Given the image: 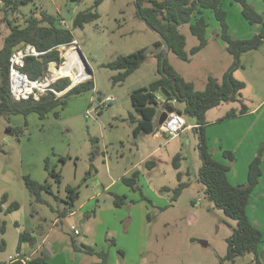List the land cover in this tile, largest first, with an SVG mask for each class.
<instances>
[{"label":"rangeland","instance_id":"374dc122","mask_svg":"<svg viewBox=\"0 0 264 264\" xmlns=\"http://www.w3.org/2000/svg\"><path fill=\"white\" fill-rule=\"evenodd\" d=\"M94 1L30 0L19 5L22 12L30 14L34 11L38 17L41 10L55 16L66 6L71 15L70 19H66V27L70 29L85 64L92 72L82 81L92 77L94 91L87 90L71 96L64 107L53 110L58 111L57 117L53 111L43 119L34 112L27 115H0V197L3 193L8 196L7 201L0 204V244L3 242L6 245L0 246V261L6 262L8 256L17 251L18 235L27 231L37 242L46 238L42 247L46 254L44 264H98L97 256L73 251L71 240L76 243L84 241L94 246L92 238L97 230H103L107 242L97 241L96 237V243L98 249L107 251L109 264H253L252 253L238 255L232 263L222 258L226 253V238L235 221L214 206L199 181L198 129L189 127L170 139L163 133L157 137L153 134L134 136L132 133L135 123L132 124L128 117L129 114L138 115L131 104L130 93L136 88L147 86L159 76L157 60L153 55V51L159 50L158 47L153 48L160 39L159 35L135 16L134 0H102L97 7H92ZM223 1L228 11V33L233 38H249L259 30L258 25H251L244 19L238 3ZM248 2L264 15V0ZM87 9L96 11L97 18L81 27L73 26V16ZM205 15L209 23L205 46L190 53L191 47L198 40L190 33L189 24L182 23L179 31L186 39L188 60L180 59L172 51L166 53V59L173 68L186 80L192 81L198 90L204 88L209 75L221 80L233 61V56L226 50V44L219 36L218 21L210 11H206ZM8 17L15 18V23L19 25L25 24L26 15L18 11L10 12ZM8 32L6 23L0 24V46ZM140 48H146L147 55L139 67L123 81L113 83L112 76L118 71L104 64L120 54ZM238 62L240 66L233 75L245 83L240 91V100L246 106L253 107L264 99V43L257 49L241 53ZM158 92L163 96L161 91ZM92 94L93 101L90 100ZM99 94L112 95L115 100L102 109L96 120L86 118V107L97 106L96 98ZM172 105L175 111L182 113L187 123H196L194 117L183 113L184 102L175 101ZM261 105L264 114V100ZM231 107L238 108V104L221 103L208 109L204 117L205 121H210L204 124H208L204 131L208 150L212 154H220L218 158L229 166L234 160L229 163L222 156L221 149L231 151V145L238 143L239 154H246L249 135L252 134L243 127L245 119H221ZM8 125L20 126L22 130L8 131ZM240 136L245 138L241 139ZM92 138H97L99 142ZM149 153L153 154L150 159L155 166L141 165L143 175L138 178L137 185L151 203L141 199L139 189L129 191L126 184L118 181L109 191L99 196L95 218L91 208L87 216L79 211L74 216L57 221V211L67 207L63 200L66 184L79 185L75 208L108 183L106 164L110 165V175L116 177L131 162ZM176 154H179L178 168L172 164ZM46 156H49L50 164L60 170L62 181L59 186L48 178L43 168ZM60 156H64L65 160L60 161ZM262 167L264 170L263 159ZM88 169L90 173L83 179ZM177 172L181 173V182L185 183V188L176 200L171 201L172 189L178 184ZM25 174L39 182L47 178L52 182V194L43 193L48 204L33 201L23 183L22 176ZM163 187L167 189L163 190ZM122 191H127V200L133 203L129 201L114 211L111 207L112 193L119 194ZM11 201H17L19 207L6 211ZM247 208L248 217L254 218L253 212L257 208L250 204ZM257 211L264 221V208ZM126 215L131 216L129 221ZM14 221H18V225ZM3 224L4 230L1 229ZM263 225L259 224L264 235ZM74 228L80 230L81 234L76 235ZM111 239H114V245L109 244ZM52 243L56 251L54 256L47 251L48 245ZM21 245L18 250L20 252L30 248L28 242ZM118 248L123 251V255L118 253ZM257 249L264 251L263 236ZM262 257L264 252L260 256L264 264Z\"/></svg>","mask_w":264,"mask_h":264},{"label":"trees","instance_id":"16d2710c","mask_svg":"<svg viewBox=\"0 0 264 264\" xmlns=\"http://www.w3.org/2000/svg\"><path fill=\"white\" fill-rule=\"evenodd\" d=\"M30 0H0V24L6 23L9 32L3 38L0 46V115L7 114H22L27 115L34 112L39 118L43 119L47 113L53 111L56 107H64L71 96L83 93L87 90H92L94 81L92 77L81 81L69 89H67L60 97H56L52 93H46L41 96L38 101L22 100L13 101L10 96L8 86V58L13 49L21 43H31L39 51H45L38 57H28L25 61L24 71L30 78H36L42 74L46 65L50 61L59 63L62 57L59 51L52 48L58 44H68L74 40L70 29L60 13L55 16L40 11V16H35L32 11L26 14L19 9L20 4H26ZM102 0H95L92 7H97ZM223 0H134L135 11L137 18L142 19L148 27L154 30L159 35V40L154 44L153 48L159 50L153 51V55L157 60L158 77L151 80L147 86L139 87L131 91L130 100L138 117L134 114H129L128 120L135 125L132 127L134 136L153 134L158 129L157 116L159 110L172 106L171 100L184 102L185 106L183 113L194 117L198 129L199 143L198 156L200 166L198 169L199 181L204 185V191L214 206L221 209L222 212L235 221L230 235L226 238L227 248L226 253L222 257L232 263L238 255L252 253L254 255L253 264H262L260 255L258 254V244L262 241L261 231L252 224L246 215V206L252 190L258 184L261 175V155L264 150V140L260 142L257 153L254 155L247 167L246 182L243 184H231L227 178L229 170L228 163H222L212 156L208 150L205 138V113L208 109L215 107L221 103H237L238 108L231 107L221 118H228L237 114L247 112V106L240 100V91L244 88L245 83L242 80L234 77L233 72L239 64V56L241 53L257 49L264 43V15L258 13L248 2V0H229V3H238L241 7V14L244 19L251 25H258L259 30L249 38H233L228 33V11L223 3ZM18 11L24 15L25 24L19 25L15 23V18H9L10 12ZM206 11L213 13L215 19L220 26L219 36L226 44V50L233 56V61L228 69L223 73L221 80L213 76H208L201 90L195 89L192 81L186 80L181 76L173 66L167 61L166 53L172 51L177 57L183 60H188V52L185 50L186 39L183 33L179 31V25L182 23L189 24L190 33L193 34L198 42L191 47L190 53H195L205 46L207 42L206 33L208 21ZM98 13L87 9L77 12L72 18L73 26H83L84 23L96 19ZM16 17V16H15ZM166 42V48H163ZM52 48V49H51ZM50 49V50H49ZM147 55L146 48H140L127 54H120L115 59L104 64L105 67L117 70L118 72L112 76L113 83L123 81L130 73L139 67ZM70 83L68 77L61 78L54 83L57 90H62ZM158 91L163 93L159 95ZM160 96L165 102L157 99ZM103 108L99 110L101 113ZM173 110L174 107H173ZM180 112V111H179ZM55 117L58 116V111H53ZM26 123L23 124V127ZM192 127V128H193ZM8 131L22 130L20 126H7ZM222 156L230 163L234 160V155L230 150H222ZM60 161H64L65 157L60 156ZM179 154L173 157L172 164L178 168ZM153 160L147 159L144 165L151 167ZM44 170L47 172L48 178L59 186L61 184L60 170L50 164L49 156L44 158ZM90 173L88 169L86 175ZM139 176L138 170L131 171L128 175H123L121 181L128 185L131 189H139L140 197L151 203L145 195L140 191L137 185ZM45 179L42 182L33 179L29 174L22 176L24 186L32 196L33 201L40 204H48L43 197V193L52 194V182ZM178 184L172 189L170 196L171 201L177 199L181 191L185 188V183L181 182V173H176ZM79 185L66 184L65 203L66 209L57 211V218H60L74 209L75 199L78 197ZM167 189V188H163ZM113 205L122 206L132 200H127L126 195L112 193ZM58 198V197H55ZM7 194L3 193L0 197V204L7 201ZM19 207L17 201H11L6 211H12ZM3 230V226L1 228ZM36 239L27 231H23L18 235L17 250H20L23 242H28L33 245ZM110 245H114V239L109 241ZM71 247L74 251L84 252L89 255L98 257V264H109L108 253L105 249H98L85 243H76L71 240ZM118 253L123 255L121 249H117ZM46 254L41 251L38 256L31 257V263H44Z\"/></svg>","mask_w":264,"mask_h":264},{"label":"built area","instance_id":"2783aa9c","mask_svg":"<svg viewBox=\"0 0 264 264\" xmlns=\"http://www.w3.org/2000/svg\"><path fill=\"white\" fill-rule=\"evenodd\" d=\"M62 24H65L64 20H62ZM70 46H73L78 50L75 39L68 44H58L52 47L59 51V55L63 58L62 61L59 63L55 61L48 62L42 74L36 78H30L24 71L25 61L26 58L38 57L45 51H39L31 43H21L16 46L8 58V86L11 99L13 101H24L29 99L38 101L40 97L46 93H52L56 97H60L67 89L81 82L88 75H90L88 74L81 79L76 81L74 80L72 74L75 73V67H67L65 62V53ZM62 51H64V53ZM65 70H67V72ZM64 77H68L70 79V83L62 90H57L54 87V83ZM92 90L94 91V87ZM93 98L94 94L91 95L90 100L93 101ZM96 99L98 102L97 106L93 107L88 105L86 107L84 111V116L86 118L88 117L92 120H96L99 110L110 105L115 100L114 96L105 94L97 96ZM157 99L161 102H165V100H163L160 96H157ZM175 101L176 100L173 99L171 100V103ZM164 110L165 108L159 110L157 122L160 114ZM193 126L194 125H189L186 122L181 112L179 113V111L174 110L172 112H168L164 120L161 123H158L157 133H163L168 136V139H170L177 137L183 130ZM74 232L78 233V230L75 229ZM4 264H32L31 256L17 250L13 255L8 256V260L4 262Z\"/></svg>","mask_w":264,"mask_h":264},{"label":"crops","instance_id":"0c3cea01","mask_svg":"<svg viewBox=\"0 0 264 264\" xmlns=\"http://www.w3.org/2000/svg\"><path fill=\"white\" fill-rule=\"evenodd\" d=\"M100 95H102V94H99L98 96H100ZM263 100L260 101L258 104H256L253 107H248L247 106V109H248L247 112H244L242 114H237V115L232 116V117L224 118V119H235V118L245 119L244 123H243V127H245V129L248 131V133L252 132V134L249 135L250 141L247 144L248 145V150H247L246 154H239V151H238L239 145H237L238 143L231 145L230 149H231V151H233V155L235 157L234 161L231 163V165L229 167V170L227 171V178H228V180H229V182L231 184H243V183L246 182V173H247L248 164L250 163V161L254 157V155H255V153H256V151L258 149L257 148L258 144H260V142L264 140V114H263V110H261V107H262L261 103L263 102ZM207 122H210V121H206V123ZM188 124L189 125H195L196 123L193 122V123H188ZM207 127H208V124L205 125L204 129L206 130ZM255 132H256V135H253ZM158 134H161V133H157V131L155 133H153V135H155L154 137H157ZM236 135H237V133H236ZM240 138L244 139L245 137L244 136H240ZM92 140L96 141V142H99V140L97 138H92ZM244 147L246 148V144H244ZM227 148H229V147H227ZM98 149H99V147H98ZM101 150H102V148H101ZM221 151H222V149H221ZM98 152H99V150H98ZM152 155L153 154H150V153L149 154H145L142 157H140L137 161L131 162L129 164V166L125 167V169L121 173H119V175H117L116 177L110 175V170H111L110 169V165L106 164V170H107L108 180L109 181H108V183L105 186H103V189L98 191L97 193H92L88 198L84 199L72 211H70L69 213H67L66 215H64V216H62L60 218H57V221H60V220L66 218V217H69V216H74L79 211H82L87 216L89 214L88 210H91V208H92V210H94V212H93L94 215L93 216L95 218L96 214H98V212L96 211V208H99L98 207V202H99L98 198H99V196L102 195L103 193H105L106 191H109L112 186H114L115 184L118 183V181H121V177L123 175H128L131 171H133L135 169L139 171V176H138V178H139L141 176V174L143 173L142 169H140L141 165L144 164L145 160L150 159ZM219 155L220 154H212V156H216V159L221 161L218 158ZM261 156L262 157H261V163H260V167H261L260 179H259L258 184L252 190V193H251V196H250L249 202H248V205L250 204V206H253L254 208H257V210L259 208H264V186L261 187V184L264 181V170H263V167H262V159L264 160V154H262ZM154 164L155 163H153L151 166H155ZM96 172H98V170H96ZM125 187L129 191L132 190L130 187H128L126 185H125ZM126 192L127 191H122L119 194H124V195H126V197H129L128 193H126ZM7 198H8V196H7ZM141 203L142 202H140V205H142V207L144 209H146L145 206L143 204H141ZM248 205L246 206L247 218L252 224H254L261 231L262 236L264 237L263 232L260 229L261 227L259 226V224H261V225L264 224L262 216L261 215L258 216L259 215L258 211L255 209L256 211L253 212V214L255 213V215H253L254 218H249L248 217V212H247ZM1 207L2 206L0 205V208ZM111 207H113L114 211H116V209L121 208V206H114L113 202H112V206ZM126 218H127V221H129L131 219V216L126 215ZM14 224L18 225V221H14ZM2 226H3V230H4L5 229L4 224L1 225V228H2ZM75 229L76 228H74L73 231ZM76 230H78V229H76ZM96 230H97V228H96ZM80 234H81V231L78 230V233L76 235H80ZM31 236H33V235L31 234ZM96 237L98 238L97 241L101 242V240H104L105 242H107V239L105 238L104 231L103 230H100V231L97 230L95 237L92 238V243L94 245L93 247H95V248H99L98 247L99 245H97V243H96ZM99 238H100V240H99ZM44 240H46L45 237L40 242L35 241V243L33 245H30L29 250L24 249L22 251V253L28 254L31 257L38 256L40 254V252L42 251ZM81 243H85V242L83 241ZM0 246H4L5 247L6 245L2 242L0 244ZM21 247H22V245H21ZM47 251L52 256H54L56 254V251L53 250V243L48 245ZM263 252H264L263 250H258V254H260V256L263 255ZM262 259L264 261V257H262ZM4 262L5 261H0V264H4ZM32 264H39V263H32ZM42 264H44V263H42ZM72 264H76V263H72Z\"/></svg>","mask_w":264,"mask_h":264},{"label":"bare ground","instance_id":"6f19581e","mask_svg":"<svg viewBox=\"0 0 264 264\" xmlns=\"http://www.w3.org/2000/svg\"><path fill=\"white\" fill-rule=\"evenodd\" d=\"M65 55L67 67H75V73L72 74L75 81L88 75L86 64L75 47L70 46ZM65 71L67 72V70Z\"/></svg>","mask_w":264,"mask_h":264},{"label":"water","instance_id":"95a60500","mask_svg":"<svg viewBox=\"0 0 264 264\" xmlns=\"http://www.w3.org/2000/svg\"><path fill=\"white\" fill-rule=\"evenodd\" d=\"M61 16H62L64 19H70V18H71V15L68 13L66 6L62 8V10H61ZM166 46H167V44H166V42H164V46H163V48H166ZM79 54H80V56L82 57V55H81L80 52H79ZM82 59H83V58H82ZM86 67H87V70H88V72H89L88 74L91 75V73H92L91 70L88 68L87 65H86ZM172 111H174L172 106H168V107H166L165 110L160 114L159 119H158V123H161V122L164 120L166 114H167L168 112H172ZM179 113H180V112H179Z\"/></svg>","mask_w":264,"mask_h":264}]
</instances>
